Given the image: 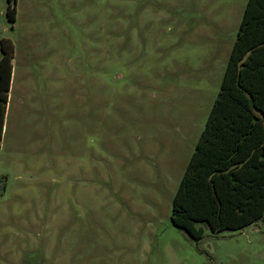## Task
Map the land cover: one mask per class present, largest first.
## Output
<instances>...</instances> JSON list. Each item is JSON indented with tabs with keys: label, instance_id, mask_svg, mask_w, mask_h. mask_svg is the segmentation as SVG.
<instances>
[{
	"label": "rangeland",
	"instance_id": "374dc122",
	"mask_svg": "<svg viewBox=\"0 0 264 264\" xmlns=\"http://www.w3.org/2000/svg\"><path fill=\"white\" fill-rule=\"evenodd\" d=\"M15 3L0 264H264V219L170 218L246 0Z\"/></svg>",
	"mask_w": 264,
	"mask_h": 264
},
{
	"label": "trees",
	"instance_id": "16d2710c",
	"mask_svg": "<svg viewBox=\"0 0 264 264\" xmlns=\"http://www.w3.org/2000/svg\"><path fill=\"white\" fill-rule=\"evenodd\" d=\"M6 14L15 20V0ZM13 44L0 38V142ZM171 221L199 240L264 219V0H246L219 90L172 197Z\"/></svg>",
	"mask_w": 264,
	"mask_h": 264
}]
</instances>
